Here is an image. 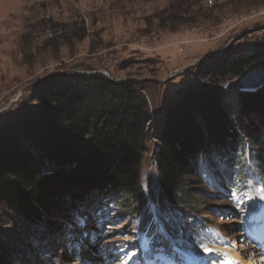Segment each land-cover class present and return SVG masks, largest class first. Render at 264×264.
Wrapping results in <instances>:
<instances>
[{
    "label": "rangeland",
    "instance_id": "374dc122",
    "mask_svg": "<svg viewBox=\"0 0 264 264\" xmlns=\"http://www.w3.org/2000/svg\"><path fill=\"white\" fill-rule=\"evenodd\" d=\"M182 1L0 0V121L30 102L47 76L101 72L113 80H140L154 117L151 130L160 129L166 107L194 89L209 66L237 47L264 40V0L189 1L193 6L181 10L192 6L195 11L184 16L183 23L160 27L156 16ZM236 80L227 78L222 86ZM225 90V105L240 126V91ZM243 119L264 125V113L258 111ZM156 143L151 136L142 167V195L125 201L133 210H124L123 203L107 207L87 223L76 219L77 227L44 240L1 206L0 236L13 264H147L140 243L145 253L154 242V249L162 248V235L167 239L163 242L180 243L179 236L167 232L169 216L157 211L162 191L153 154ZM247 149L250 160L246 157L245 165L258 174L257 183L248 178L216 192L193 175L184 177L191 196L200 195L197 208L206 234L197 233L198 248L180 245L184 256H171L169 264H236L227 259L229 253L264 264V214L257 213L264 210V161L252 157H264V152L260 144ZM105 200L103 206L112 202ZM145 215L152 217L147 220ZM149 221L156 224L154 234L143 227Z\"/></svg>",
    "mask_w": 264,
    "mask_h": 264
},
{
    "label": "trees",
    "instance_id": "16d2710c",
    "mask_svg": "<svg viewBox=\"0 0 264 264\" xmlns=\"http://www.w3.org/2000/svg\"><path fill=\"white\" fill-rule=\"evenodd\" d=\"M189 1L193 3L183 0L162 10L156 16L160 27L183 23L195 11ZM185 5L192 6L181 10ZM233 50L209 66L194 89L166 107L155 132L149 96L138 79L113 80L101 72L42 79L32 100L0 121V207L44 240L77 227L76 219L87 223L107 207L123 203L124 210H133L125 201L142 195V167L154 136L159 210L169 216L167 230L180 237L182 246L198 248L196 236L206 222L197 208L200 195L191 196L184 177L193 175L222 192L225 185L245 181L247 146L260 144L264 152V125L243 119L255 111L264 113V85L257 92H239L240 126L225 105L222 86L250 68L264 72V40ZM258 156L264 161L263 155L252 157L257 161ZM107 198L112 202L103 206ZM12 261L0 236V264Z\"/></svg>",
    "mask_w": 264,
    "mask_h": 264
},
{
    "label": "water",
    "instance_id": "95a60500",
    "mask_svg": "<svg viewBox=\"0 0 264 264\" xmlns=\"http://www.w3.org/2000/svg\"><path fill=\"white\" fill-rule=\"evenodd\" d=\"M263 85L264 72L253 67L247 70L241 77L237 78L236 81L227 82L223 87L231 92L237 90L240 92H257Z\"/></svg>",
    "mask_w": 264,
    "mask_h": 264
},
{
    "label": "bare ground",
    "instance_id": "6f19581e",
    "mask_svg": "<svg viewBox=\"0 0 264 264\" xmlns=\"http://www.w3.org/2000/svg\"><path fill=\"white\" fill-rule=\"evenodd\" d=\"M261 203H263V200L261 201ZM227 259L229 261H233L236 264H251V261L248 260L247 258L246 259H243L241 256H237L236 254H233V253L227 254Z\"/></svg>",
    "mask_w": 264,
    "mask_h": 264
},
{
    "label": "snow or ice",
    "instance_id": "6c2138e0",
    "mask_svg": "<svg viewBox=\"0 0 264 264\" xmlns=\"http://www.w3.org/2000/svg\"><path fill=\"white\" fill-rule=\"evenodd\" d=\"M205 251H211V249L205 248Z\"/></svg>",
    "mask_w": 264,
    "mask_h": 264
}]
</instances>
